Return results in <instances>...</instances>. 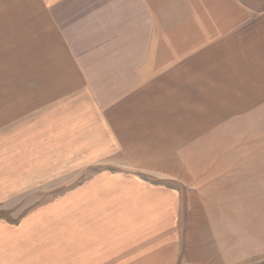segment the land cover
Masks as SVG:
<instances>
[{
	"label": "rangeland",
	"instance_id": "374dc122",
	"mask_svg": "<svg viewBox=\"0 0 264 264\" xmlns=\"http://www.w3.org/2000/svg\"><path fill=\"white\" fill-rule=\"evenodd\" d=\"M143 3L0 0V243L118 224L159 191L186 246L170 264H264V39L197 21L209 1ZM123 128L119 160L91 149ZM102 178L123 185L86 186ZM34 250L25 264H86Z\"/></svg>",
	"mask_w": 264,
	"mask_h": 264
},
{
	"label": "crops",
	"instance_id": "0c3cea01",
	"mask_svg": "<svg viewBox=\"0 0 264 264\" xmlns=\"http://www.w3.org/2000/svg\"><path fill=\"white\" fill-rule=\"evenodd\" d=\"M143 1L144 5L149 4L152 6L153 4H168V0ZM187 1L190 2L191 0ZM203 1H209V5H207V10L199 15L197 21L212 24L209 29L217 32L224 30L226 35L227 33L237 30L242 33V36H244V32L252 35L258 31L259 37H261L260 39H264V0ZM182 2H184V0H182ZM202 4L205 3H199V7H201ZM193 21H195V19ZM123 131V133H120L121 136L117 138H100L96 141H92L95 146H92L91 149L96 150L98 152L97 155H103L102 157L110 155L119 160L121 157L118 158V152H121L126 147L127 150H133V144L136 142L131 130L125 128ZM88 147H90V145ZM116 164L118 163H114L113 165ZM87 175L93 176L94 174L87 173L86 176ZM106 181L114 180L107 178L92 179L88 181L86 186ZM114 182L121 184L119 181ZM151 192L153 193V191ZM155 194L157 195L156 197L149 195L143 199V202L147 206H144L145 208L140 207L137 210H133L124 207L126 210L123 214L126 216L121 219V222L118 221V224L116 220L107 225L97 224L91 227V224L87 223L92 216L91 214L85 215L84 220L86 223L84 221L83 224H80L78 221L72 223V220L76 218H73L71 215L67 220L72 224L81 225L82 227H80V230L67 229L66 232H64L59 229H53L60 227L59 225L42 228L44 230L51 228L58 234L49 235V240L44 242V246L42 243H33L34 240L11 245V248L8 247V244L0 243V264H25L28 260L27 252L35 253V248L40 254L41 248L45 249V247L48 249L47 252L50 253L48 256L57 258H54L55 262L73 263L79 261L80 263L86 264H154L161 262L170 264V262H172V255L176 252V249L181 256V254L185 252L186 246L185 243L181 242L180 247H174L169 242L171 236L174 235H170L171 231L168 226L173 221L174 214L177 211V205L171 200L173 199L172 196L166 192L163 194L159 191H156ZM45 211H49V213L52 212L48 206H44L40 213L43 215ZM131 214L134 216H131ZM168 215L171 218L169 220ZM140 216L145 219L144 223L138 220ZM92 219L100 220L97 216H93ZM147 221L148 223H146ZM25 228L26 226L23 225L16 230L20 231ZM68 233L70 236H68ZM71 237H73V240L76 242L69 240ZM61 238L65 239L64 243H61ZM26 248L29 249L26 250ZM207 248L209 249L210 247H207V245L190 246V250L188 253L186 252L187 259L185 261L191 263L194 261L192 259L198 258L199 261L201 260L204 263H209L207 261L210 260V256L208 257L210 250H208V253L203 254ZM74 251L79 253V256L74 254ZM20 255L22 257H20ZM33 261L34 260H31L29 262L34 264Z\"/></svg>",
	"mask_w": 264,
	"mask_h": 264
}]
</instances>
